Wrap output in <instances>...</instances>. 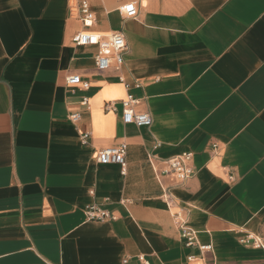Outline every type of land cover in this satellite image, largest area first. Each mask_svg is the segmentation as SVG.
Returning <instances> with one entry per match:
<instances>
[{"label": "crops", "instance_id": "0c3cea01", "mask_svg": "<svg viewBox=\"0 0 264 264\" xmlns=\"http://www.w3.org/2000/svg\"><path fill=\"white\" fill-rule=\"evenodd\" d=\"M80 1L0 0V264H264L240 243H264V0H85L90 29ZM82 31L123 34L121 68L97 71ZM128 95L150 127L123 122ZM121 144L125 173L97 163ZM182 153L191 179L157 176Z\"/></svg>", "mask_w": 264, "mask_h": 264}, {"label": "built area", "instance_id": "2783aa9c", "mask_svg": "<svg viewBox=\"0 0 264 264\" xmlns=\"http://www.w3.org/2000/svg\"><path fill=\"white\" fill-rule=\"evenodd\" d=\"M78 9L83 27L85 29H90L94 23V14L87 1H80ZM120 11L128 17H132L135 14V9L132 5L124 6ZM72 42L76 47H96L98 49V53L94 57V65L99 72H104L111 68L119 70L124 63L123 54L127 46L123 34L119 32L101 35L82 31L73 36ZM65 81L68 86L80 87L82 89H88L89 87L88 83L83 81L79 75H69L66 77ZM136 103L137 101L131 95H128L126 99L120 103L123 122L125 124H133L136 127H150L152 124L151 116L147 113L137 112L135 110ZM81 105L85 109L88 108V99L86 97L82 98ZM105 110H113V105L106 106ZM80 118V113H73L69 117L72 123L79 122ZM88 138L89 134H83L81 136L83 145H87ZM214 148L215 146H213V149ZM126 151L127 146L125 144L102 149L97 153V163L101 165H118L122 173H125ZM191 162L192 155L190 153H182L167 159L164 161L165 169L158 173L157 176H172L178 183H185L195 175V170ZM229 180L234 181V178L230 176ZM90 194L92 195L93 192L91 191ZM163 199L169 206L168 198L163 196ZM84 214L87 221H111L115 219L108 211L101 209L96 204L88 205L85 208ZM175 222L179 230L180 239L184 245L186 247H198L196 232L190 228L179 215H175ZM240 243L254 249H264L262 239L254 235H246ZM191 259H193V257L188 258V260ZM138 260L141 264H148L142 256H139Z\"/></svg>", "mask_w": 264, "mask_h": 264}]
</instances>
